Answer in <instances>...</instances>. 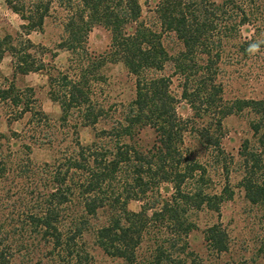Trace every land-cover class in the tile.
Wrapping results in <instances>:
<instances>
[{"label":"trees","instance_id":"1","mask_svg":"<svg viewBox=\"0 0 264 264\" xmlns=\"http://www.w3.org/2000/svg\"><path fill=\"white\" fill-rule=\"evenodd\" d=\"M4 1L22 23L21 32L0 35V61L11 57L10 76L0 71V104L8 123L29 114L21 133L11 131L17 138L28 133L20 147L30 153L43 145L53 155L38 168L42 190L30 189L0 220V264H184L197 213L219 215L232 198L231 171L245 198L262 206L264 235V96H224L226 68L264 60V0ZM50 17L61 27L56 48L69 54L65 68L53 63L55 51L28 37L43 32ZM94 26L109 34L100 53L88 46ZM171 36L181 44L175 52L165 44ZM252 44L259 45L255 53L248 51ZM108 63H121L133 77L128 102L100 97ZM37 72L59 106L55 118L39 105L35 87L16 84ZM182 101L188 116L178 110ZM244 109L254 115L252 136L234 156L221 143L224 119ZM108 118L89 142L80 141L81 127ZM189 134L205 158L185 145ZM217 174L223 182L214 190ZM133 199L141 202L138 211L128 207ZM203 235L212 251L228 250L221 224L206 226Z\"/></svg>","mask_w":264,"mask_h":264},{"label":"rangeland","instance_id":"2","mask_svg":"<svg viewBox=\"0 0 264 264\" xmlns=\"http://www.w3.org/2000/svg\"><path fill=\"white\" fill-rule=\"evenodd\" d=\"M142 4L145 0H139ZM154 5V0H149ZM220 1V0H217ZM145 5V4H144ZM145 8V7H144ZM22 21L5 3L0 0V35L6 33L14 35L21 32ZM61 27L58 19L47 18L43 32L33 31L28 37L34 44H40L44 50L55 51L53 63L58 68H65L69 54L66 50L57 49L58 34ZM109 42V34L101 26H94L88 34V46L95 52H103ZM165 44L169 52H175L181 47L174 37H166ZM44 61L49 55H44ZM11 57L5 53L0 61V71L10 76ZM224 76V96L228 100L237 97L259 98L264 96V60L261 62L252 57L245 66L237 65L226 68ZM105 81L102 84L103 97L108 104L125 103L134 96L133 77L126 71L121 63H108L102 68ZM19 86L30 85L35 87V95L42 109L55 118L59 113V106L50 100L47 95L46 76L42 72L29 73L20 76L16 80ZM176 77H173V88L177 89ZM114 109V108H113ZM117 109V108H116ZM178 110L182 116L191 114L185 102H180ZM7 110L0 104V220L22 202L20 198L28 199L30 189L41 191V174L38 170L41 163L51 160L52 149L47 146L33 145L30 153H27L20 144L28 142L27 134L20 138L14 137L11 131L21 133L29 114L23 118L8 123ZM254 115L249 109H244L228 115L224 119L225 133L221 140L226 153L236 155L239 145L244 138H250L252 131L250 121ZM110 119L100 120L94 127L83 126L79 129V138L82 143L92 139L94 129L108 126ZM152 138L150 132L145 140ZM185 145L192 149L193 155L205 158L203 147L195 140L194 135L185 137ZM27 154H29L27 156ZM29 157L31 163L26 162ZM20 162V164H19ZM223 182V177L217 174L213 177L212 187L218 189ZM229 182L233 188L232 198L225 200L220 208V214L213 211L201 210L197 213L198 228L188 236L189 250L192 251L184 264H264V250L261 249L263 235V210L262 206L251 204L244 196L239 186V175L230 172ZM141 202L137 199L130 200L129 209L138 211ZM213 223H219L226 230L229 238L228 250L221 253L212 251L203 235V229ZM142 251L140 250V253ZM98 260L100 257L98 256ZM103 260V259H102ZM104 264V261L101 262ZM105 264H120L114 260L106 259Z\"/></svg>","mask_w":264,"mask_h":264},{"label":"clouds","instance_id":"3","mask_svg":"<svg viewBox=\"0 0 264 264\" xmlns=\"http://www.w3.org/2000/svg\"><path fill=\"white\" fill-rule=\"evenodd\" d=\"M258 49H259V45L258 44H252V45L249 46L248 51L250 53H255V52L258 51Z\"/></svg>","mask_w":264,"mask_h":264},{"label":"crops","instance_id":"4","mask_svg":"<svg viewBox=\"0 0 264 264\" xmlns=\"http://www.w3.org/2000/svg\"><path fill=\"white\" fill-rule=\"evenodd\" d=\"M26 75H28V74H26ZM26 75H25V76H26Z\"/></svg>","mask_w":264,"mask_h":264}]
</instances>
